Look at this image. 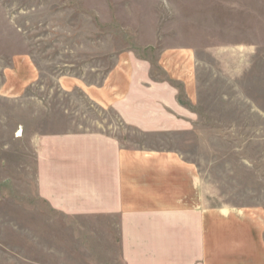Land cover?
I'll return each mask as SVG.
<instances>
[{
  "label": "rangeland",
  "instance_id": "1",
  "mask_svg": "<svg viewBox=\"0 0 264 264\" xmlns=\"http://www.w3.org/2000/svg\"><path fill=\"white\" fill-rule=\"evenodd\" d=\"M167 49L195 54L200 129L140 134L59 86L100 85L133 55L160 76ZM18 55L39 76L23 96L0 97V264H123L115 222L57 210V168L39 160L57 132L175 150L204 176L207 206L264 211V0H0V85Z\"/></svg>",
  "mask_w": 264,
  "mask_h": 264
},
{
  "label": "crops",
  "instance_id": "2",
  "mask_svg": "<svg viewBox=\"0 0 264 264\" xmlns=\"http://www.w3.org/2000/svg\"><path fill=\"white\" fill-rule=\"evenodd\" d=\"M11 60L0 97L16 99L39 73L27 56ZM159 67L162 75L155 76L149 62L133 55L100 85L64 76L59 86L81 90L92 106L112 110L140 134L188 132L200 119L191 108L198 96L195 54L167 49ZM43 144L56 149L39 160L57 168V210L115 222L123 264H264L263 209L207 206L204 176L179 152L96 130L57 132Z\"/></svg>",
  "mask_w": 264,
  "mask_h": 264
}]
</instances>
